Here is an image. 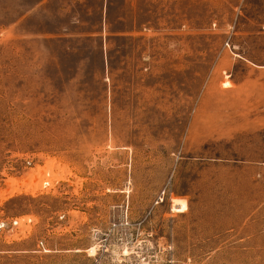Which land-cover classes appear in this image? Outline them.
Instances as JSON below:
<instances>
[{
	"label": "rangeland",
	"instance_id": "1",
	"mask_svg": "<svg viewBox=\"0 0 264 264\" xmlns=\"http://www.w3.org/2000/svg\"><path fill=\"white\" fill-rule=\"evenodd\" d=\"M0 264H264V0H0Z\"/></svg>",
	"mask_w": 264,
	"mask_h": 264
}]
</instances>
